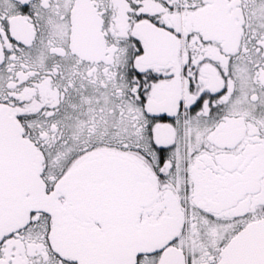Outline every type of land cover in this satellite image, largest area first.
<instances>
[{
	"label": "snow or ice",
	"instance_id": "snow-or-ice-1",
	"mask_svg": "<svg viewBox=\"0 0 264 264\" xmlns=\"http://www.w3.org/2000/svg\"><path fill=\"white\" fill-rule=\"evenodd\" d=\"M0 264H264V0H0Z\"/></svg>",
	"mask_w": 264,
	"mask_h": 264
}]
</instances>
